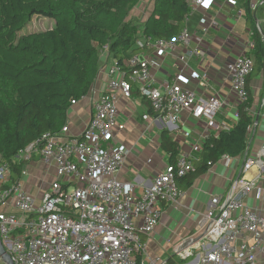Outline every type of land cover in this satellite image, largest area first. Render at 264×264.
<instances>
[{
  "label": "built area",
  "instance_id": "built-area-1",
  "mask_svg": "<svg viewBox=\"0 0 264 264\" xmlns=\"http://www.w3.org/2000/svg\"><path fill=\"white\" fill-rule=\"evenodd\" d=\"M204 1L192 3L200 6ZM189 41V34L183 32L177 41L148 40L145 47ZM109 58L105 46L102 66ZM106 67L107 91L92 100L90 120L81 135L72 136L66 124L18 153V162L27 165L37 157L55 169L40 204L29 196L21 179L11 181L8 165L0 168V238L14 264H264V211L245 202L249 196L264 202V144L248 156L243 176L227 193L212 197L210 208L198 213L191 236L164 256L149 254L143 237L156 231L162 206L180 204L186 192L177 186V179L193 172L194 166L188 156L179 157L136 198L133 185L117 180L128 156L127 149L114 142L115 132L125 129L118 122L119 98L130 99L135 86L153 111L170 123H179L182 113L190 112L195 119H206L209 128L216 127L215 116L226 103L198 97L178 83L154 88L148 57L137 55L123 66L115 62ZM229 71L231 90L241 104L248 98L247 79L254 61L245 54L230 64ZM259 114L264 118V100Z\"/></svg>",
  "mask_w": 264,
  "mask_h": 264
},
{
  "label": "trees",
  "instance_id": "trees-1",
  "mask_svg": "<svg viewBox=\"0 0 264 264\" xmlns=\"http://www.w3.org/2000/svg\"><path fill=\"white\" fill-rule=\"evenodd\" d=\"M193 0H154L144 22L132 17L141 0H0V168L8 165L11 181L20 180L25 164L18 153L44 134L67 124L72 102L85 98L102 67L101 52L109 47L120 66L146 50L145 43L177 41L185 29ZM246 19L253 31L250 57L254 71L247 79L248 98L238 105V121L227 131L209 135L194 171L177 179L187 191L224 156L241 159L254 124L250 83L261 76L264 85V43L256 29L251 0ZM55 21L52 29L20 33L33 17ZM142 45H140V44ZM140 94L137 87L132 92ZM150 113H154L150 106ZM160 150L174 165L179 144L163 131Z\"/></svg>",
  "mask_w": 264,
  "mask_h": 264
},
{
  "label": "crops",
  "instance_id": "crops-1",
  "mask_svg": "<svg viewBox=\"0 0 264 264\" xmlns=\"http://www.w3.org/2000/svg\"><path fill=\"white\" fill-rule=\"evenodd\" d=\"M235 1V5L228 3V0H205L200 6L192 3V11L184 29L190 36L187 45L179 42L168 47H151L140 54L151 61V84L154 88L178 83L198 97H215L226 103V106L215 116L216 127L209 128L206 119H195L190 112H183L177 124L170 123L155 112L151 114L150 104L140 94L134 93L135 90L130 99L123 96L119 98L118 122L124 124L125 129L115 132L114 142L124 146L128 156L117 174V180L133 185L136 198L145 194L155 177L164 172L169 164V156L160 150L163 131L170 133L179 144L178 158L186 155L192 160L200 156L209 135L230 130L236 125L239 101L231 90L229 66L239 57L251 54L254 39L246 19V0ZM153 3L154 0H141L132 17L144 22L152 13ZM251 8L256 29L260 35L261 32L264 34V0H251ZM115 62L110 56L101 67L90 93L72 107L67 122L72 136L81 135L89 122L92 100L107 91L106 66ZM250 89L254 97L252 114L256 119L264 100L261 76L251 81ZM255 119L250 128L249 156H254L264 144V118L260 117L256 126ZM242 162L243 157L220 160L192 188L185 191L186 195L179 205L162 206L163 215L156 231L149 238L143 237L151 256H164L194 233L198 213L210 208L212 197L227 193L237 180ZM24 170L21 178L24 188L40 204L54 180L55 169L47 168L35 157L25 165ZM252 175L251 172L249 176ZM245 202L252 208L264 211V202L257 203L252 196L246 198ZM178 231L184 232L186 236H178ZM0 264L4 263L0 260Z\"/></svg>",
  "mask_w": 264,
  "mask_h": 264
},
{
  "label": "rangeland",
  "instance_id": "rangeland-1",
  "mask_svg": "<svg viewBox=\"0 0 264 264\" xmlns=\"http://www.w3.org/2000/svg\"><path fill=\"white\" fill-rule=\"evenodd\" d=\"M54 25V20L36 16L25 26L24 30L20 33V36L24 34L44 32L52 29ZM177 235L180 237L186 236L185 233L181 231H178ZM179 264H185V262L181 261Z\"/></svg>",
  "mask_w": 264,
  "mask_h": 264
},
{
  "label": "water",
  "instance_id": "water-1",
  "mask_svg": "<svg viewBox=\"0 0 264 264\" xmlns=\"http://www.w3.org/2000/svg\"><path fill=\"white\" fill-rule=\"evenodd\" d=\"M261 35H262V39L264 40V34H262V32H261ZM259 121H260V114H257L256 115V119H255V123L257 124ZM251 137L249 138L248 146H247V149H246L245 154L243 156V162L241 164V167H240V170H239V174H238L237 180L240 179L241 173H242V170H243V167H244V164H245V161H246V159L249 156V149H250V144H251ZM0 260L4 264H14V262H13L11 256H10V254L7 252V249L4 247L1 238H0Z\"/></svg>",
  "mask_w": 264,
  "mask_h": 264
}]
</instances>
